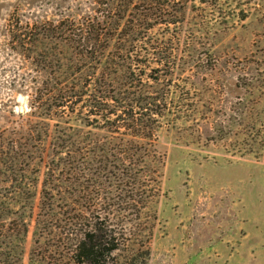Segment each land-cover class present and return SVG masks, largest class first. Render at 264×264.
Segmentation results:
<instances>
[{
  "label": "rangeland",
  "instance_id": "obj_1",
  "mask_svg": "<svg viewBox=\"0 0 264 264\" xmlns=\"http://www.w3.org/2000/svg\"><path fill=\"white\" fill-rule=\"evenodd\" d=\"M94 1L0 0V65L10 69L0 81L13 73L33 76L19 58L1 55L9 42L2 35L8 19L82 15L80 7L94 13ZM133 5L142 7L139 0ZM148 13L151 45L134 55L142 60L144 48L149 53L136 72L152 75L148 96L154 99L132 114L134 121L126 120L127 129L122 125L109 134L153 146L165 157L163 164L144 163L155 188L150 198L143 185L141 197L126 194L117 207L108 205L104 190L89 203L113 212L123 245L112 262L264 264V0H152ZM26 93L1 87L0 102L25 109ZM161 108L163 115L155 117L152 110ZM65 118L46 123L52 130L89 134L88 127ZM34 231L31 222L21 264H74L59 240L41 236L36 242Z\"/></svg>",
  "mask_w": 264,
  "mask_h": 264
},
{
  "label": "trees",
  "instance_id": "obj_2",
  "mask_svg": "<svg viewBox=\"0 0 264 264\" xmlns=\"http://www.w3.org/2000/svg\"><path fill=\"white\" fill-rule=\"evenodd\" d=\"M133 1L95 0L94 13L80 7L82 15L18 16L4 25L9 42L2 57L19 58V66L33 76L13 73L0 81V88L29 97L27 107L17 111L0 102V264L22 263L31 222L36 242L41 236L59 240L74 264H114L123 244L111 222L113 212L89 203L97 190H104L111 207L126 194L137 196L143 185L147 199L154 195L144 163L163 164L165 153L109 134L122 125L127 129L126 120L134 121L132 114L154 99L148 96L152 75L136 72L138 61L146 66L149 53L144 48L142 60L134 55L151 45L144 21L152 14V0H139L142 7ZM1 66L0 74L10 72ZM152 112L163 115L162 108ZM65 117L88 127L89 134L52 130L46 123L47 118L66 122ZM135 127L142 131L140 123Z\"/></svg>",
  "mask_w": 264,
  "mask_h": 264
}]
</instances>
